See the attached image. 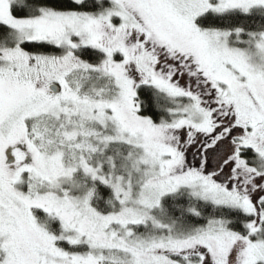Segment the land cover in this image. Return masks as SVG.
<instances>
[{"label": "snow or ice", "instance_id": "1", "mask_svg": "<svg viewBox=\"0 0 264 264\" xmlns=\"http://www.w3.org/2000/svg\"><path fill=\"white\" fill-rule=\"evenodd\" d=\"M0 264H264V0H0Z\"/></svg>", "mask_w": 264, "mask_h": 264}]
</instances>
